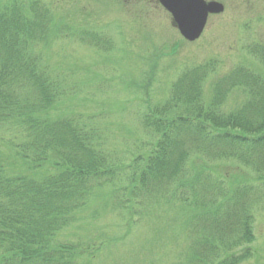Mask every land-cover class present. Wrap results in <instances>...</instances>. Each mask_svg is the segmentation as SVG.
I'll return each mask as SVG.
<instances>
[{"label":"trees","instance_id":"16d2710c","mask_svg":"<svg viewBox=\"0 0 264 264\" xmlns=\"http://www.w3.org/2000/svg\"><path fill=\"white\" fill-rule=\"evenodd\" d=\"M52 20L45 0H0V125L14 130L11 146L25 164L50 162L58 170L34 179L0 169V264H85L102 238L56 237L100 196L118 222L114 216L125 222L153 206L176 207L187 246L175 264H239L250 257L254 211L264 203V69L233 66L213 81L206 100L202 87L216 71L215 59L183 68L165 99L145 98L139 113L154 145L147 155L124 159L108 147L94 116L48 115L64 94L41 53ZM87 39L103 44L97 33ZM246 51L264 68V43ZM143 80L137 91L148 87ZM234 89L245 100L226 112ZM220 164L249 169L257 181L233 187L226 182L230 171L216 174ZM105 188L111 195L101 194ZM104 214L93 209L89 222Z\"/></svg>","mask_w":264,"mask_h":264},{"label":"rangeland","instance_id":"374dc122","mask_svg":"<svg viewBox=\"0 0 264 264\" xmlns=\"http://www.w3.org/2000/svg\"><path fill=\"white\" fill-rule=\"evenodd\" d=\"M217 1L223 3L224 11L209 16L201 36L189 42L156 0H45L52 10L53 25L41 53L53 79L64 88L48 115L94 116L116 155L124 159L137 153L147 155L155 140L145 134L138 117L147 107L145 98L151 103L163 101L183 68L215 59L216 71L202 87L206 100L213 81L237 64L263 72L246 47L264 43V0ZM91 33L103 38L98 48L87 39ZM146 76L148 87L137 91V83L147 81L143 80ZM244 100V92L234 89L224 110L231 111ZM13 131L0 125V169L6 175L39 179L58 171L50 162L34 166L15 156ZM215 167L221 178L230 171L226 182L233 187L257 181L249 169ZM108 188L101 194L111 195ZM104 198H92L77 212L81 219L56 237L68 242L102 238L85 264H175L179 260L187 238L176 220V207L153 206L145 215L125 219V224L121 218L114 216L119 222L113 219ZM95 208L106 214L90 223L89 213ZM253 231L254 241L248 245L251 255L240 264H264V203L254 211Z\"/></svg>","mask_w":264,"mask_h":264},{"label":"water","instance_id":"95a60500","mask_svg":"<svg viewBox=\"0 0 264 264\" xmlns=\"http://www.w3.org/2000/svg\"><path fill=\"white\" fill-rule=\"evenodd\" d=\"M170 12L172 24L188 41H194L202 33L209 14L224 10L222 3L205 0H158Z\"/></svg>","mask_w":264,"mask_h":264}]
</instances>
